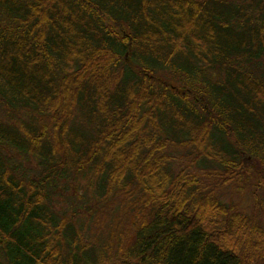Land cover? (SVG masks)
<instances>
[{
	"label": "trees",
	"instance_id": "trees-1",
	"mask_svg": "<svg viewBox=\"0 0 264 264\" xmlns=\"http://www.w3.org/2000/svg\"><path fill=\"white\" fill-rule=\"evenodd\" d=\"M0 264H264V0H0Z\"/></svg>",
	"mask_w": 264,
	"mask_h": 264
},
{
	"label": "rangeland",
	"instance_id": "rangeland-1",
	"mask_svg": "<svg viewBox=\"0 0 264 264\" xmlns=\"http://www.w3.org/2000/svg\"><path fill=\"white\" fill-rule=\"evenodd\" d=\"M246 195L240 197L242 203H247V199H245Z\"/></svg>",
	"mask_w": 264,
	"mask_h": 264
}]
</instances>
